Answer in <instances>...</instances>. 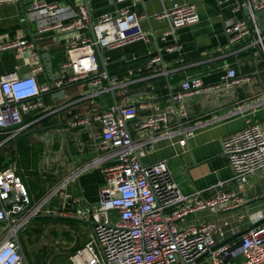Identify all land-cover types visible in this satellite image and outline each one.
Instances as JSON below:
<instances>
[{
    "label": "built area",
    "instance_id": "obj_1",
    "mask_svg": "<svg viewBox=\"0 0 264 264\" xmlns=\"http://www.w3.org/2000/svg\"><path fill=\"white\" fill-rule=\"evenodd\" d=\"M219 1H236L247 10L245 19L225 22L228 44L233 46L256 35L251 44L260 47L264 53L263 38L255 17L256 12H264V0ZM2 2L16 0H0ZM141 2L117 0V3H127V6L114 15H104L95 24L91 23L90 14L83 4L58 6L41 0L32 2V18H41L37 34L57 31L68 35L70 40L65 49V61L59 66L61 75L55 81L43 84L36 79L43 66L34 41L13 39L0 45L3 51L35 49L30 75L0 74V136H4L0 146L26 128L25 118L42 108L39 101L42 95L55 97L64 87L82 79H88L90 86L101 92L107 77L101 70L95 47L98 46L102 54L104 50L113 51L153 39L156 50L150 53L147 64L157 66L163 63L164 51L173 52L179 48L178 45L161 47L159 44L174 37L180 28L199 21L194 4L171 0L169 7H163L154 16L163 24L158 34L153 30L147 33L139 25L140 19L146 17H138L130 10ZM221 69L224 71L221 82L226 88L247 80L241 79L228 62H223ZM112 80L117 81V77L113 76ZM125 85L120 82L118 88ZM210 89L212 87L204 86L201 77H187L180 82L179 91L171 94L170 104L165 109L144 101L112 106L106 112L72 123L73 127L91 122L101 125L98 149L102 156L97 157L93 164L110 162L111 165L102 170L106 185L99 191L98 202L94 206L51 212L49 202L57 193H62L67 180L33 204L15 164L0 171V264H27L18 234L29 220L43 213L94 221L86 243L69 256L71 264H264V212L251 218L252 227L244 232L238 229L235 241L227 240L228 235L236 233L228 220L186 227L185 220L190 215L230 212L242 206L243 199L238 193L225 190L223 181L184 195L165 160L151 165L140 162V158L152 149V143L161 139L178 138L177 144L181 148L186 147L194 130L192 127L184 128L182 124L187 117L185 99ZM118 108L120 116L116 112ZM139 110L150 113L138 123V133L142 138L147 131L155 135L135 141L127 122L135 119ZM171 118L175 119L174 126H170ZM222 148L233 177L244 184L249 175L264 168V127L257 123L249 124L225 137ZM84 171L85 168H81L72 178H78ZM70 197L69 194L64 195L66 200ZM78 202L74 200V203ZM244 218V214H239L236 220L240 222ZM175 222L182 227L178 229ZM237 258L241 261L236 262Z\"/></svg>",
    "mask_w": 264,
    "mask_h": 264
},
{
    "label": "crops",
    "instance_id": "obj_2",
    "mask_svg": "<svg viewBox=\"0 0 264 264\" xmlns=\"http://www.w3.org/2000/svg\"><path fill=\"white\" fill-rule=\"evenodd\" d=\"M33 1L0 3V45L13 39L34 41L40 55L49 54L53 73L61 75L59 66L65 61V49L70 39L57 31L37 34L41 18H32L30 9ZM41 1L58 6L83 4L89 10L92 24L104 15H114L117 10L127 6V3L119 4L117 0ZM179 1L194 4L199 21L180 28L174 37L159 44L161 47L179 46L173 52L162 53V64L152 67L147 64L150 53L156 50L153 39L148 43L137 42L113 51L104 50L102 57L106 69L108 66L114 69L112 74L108 73L111 90L107 79L103 81L101 92L90 86L88 79H82L64 87L60 99L51 94L42 95L39 98L42 108L25 118L26 128L19 134L26 137V141L20 143L13 138L0 146V157L6 162L14 160L17 174L22 177L33 204L65 180L68 183L62 193H57L49 202L51 212L94 206L98 202L99 191L106 185L102 170L111 165L110 162L93 164L97 157L102 156L98 149L101 125L91 122L73 127L74 121L106 112L115 106L113 98L118 106L148 101L165 109L170 104L171 94L179 91L180 82L187 77L197 76L202 78L205 87L212 89L185 99L187 117L182 124L184 128L192 127L194 130L186 147L181 148L177 144L178 138L161 139L152 143V149L140 158V162L151 165L165 160L184 195L205 190L223 181L225 190L234 191L243 199L242 206L230 212H197L190 215L185 220L186 227L228 220L236 233L228 235L227 240L235 241L237 230L244 232L252 227L251 218L264 212V168L249 175L247 182L242 184L233 177L222 148L225 137L247 125L257 123L264 127V53L260 47L251 44L256 35L253 39L246 37L233 46L228 44L225 22L245 19L244 8L236 1ZM170 4L171 0H142L130 10L138 17H146L139 21L142 31L148 33L153 30L158 34L163 24L154 16ZM24 16L28 21L22 26ZM257 26L259 28L258 23ZM259 31L264 46V30L259 28ZM88 33L91 34L90 31ZM34 52L35 49L30 48L21 52L0 50V74L15 72L19 76L30 75L34 66L31 58ZM223 62L230 63L239 77L247 80L230 88L223 86ZM113 76L117 77V81L112 80ZM36 79L40 84L48 81L43 71L36 75ZM120 82L126 85L118 88ZM118 91L121 100L116 94ZM149 113L139 110L136 118L127 122L133 140H145L155 135L147 131L142 138L137 131L138 123ZM174 125L175 119L171 118L170 126ZM81 168H85V171L78 178H72ZM66 194L71 196L70 199L64 198ZM74 200L79 202L74 203ZM239 214L245 215L240 222L236 220ZM91 228L90 224L85 243ZM83 245L70 243L62 248L47 250L70 256Z\"/></svg>",
    "mask_w": 264,
    "mask_h": 264
},
{
    "label": "rangeland",
    "instance_id": "obj_3",
    "mask_svg": "<svg viewBox=\"0 0 264 264\" xmlns=\"http://www.w3.org/2000/svg\"><path fill=\"white\" fill-rule=\"evenodd\" d=\"M119 93V91L116 92L117 95ZM121 97L119 95L120 100ZM15 139L20 143L26 141V137L20 135H17ZM175 225L178 229L182 227L179 222H175ZM89 230L88 221L80 219L36 217L29 220L22 228L18 234V239L27 264H70L68 254H54L52 251L49 252L47 248H62L63 245L70 243L85 244ZM235 261L239 262L241 258H237Z\"/></svg>",
    "mask_w": 264,
    "mask_h": 264
},
{
    "label": "water",
    "instance_id": "obj_4",
    "mask_svg": "<svg viewBox=\"0 0 264 264\" xmlns=\"http://www.w3.org/2000/svg\"><path fill=\"white\" fill-rule=\"evenodd\" d=\"M87 11H88V13H89L88 8H87ZM244 13H245V15H246V13H247L246 8H244ZM255 17H256V21H257V23H258V25H259V28H260L261 30H264V12H263V11L256 12V13H255ZM27 21H28V20H27V17L24 16V17H23L22 26H23V24H24L25 22H27ZM95 49H96V53H97V55H98V59H99L100 65H101L103 71H104L105 74H106L107 81H108V85L111 87L112 85H111V83H110V81H109L108 72H107V69H106V66H105V63H104V60H103L102 54H101V52H100L98 46L95 47ZM40 58H41L42 66H43V73H44V74L46 75V77L48 78V81H49V82H53V81H55V80L58 78V75L53 73L52 62L50 61V56H49V54H48V53H42V54L40 55ZM62 95H63V92H58V93L55 94V97L58 98V99H60V97H61ZM112 95H113V93H112ZM113 101H114L115 106H118L117 103H116L115 98H113ZM116 112H117V114L120 116L119 108L117 109ZM36 217H40V218L56 217V218H57V217H59V216L50 215V214H44V215H39V216H36ZM36 217H35V218H36ZM59 218H62V217H59ZM0 222H1V221H0ZM89 223H90L91 225H93V224H94V221H90Z\"/></svg>",
    "mask_w": 264,
    "mask_h": 264
},
{
    "label": "trees",
    "instance_id": "obj_5",
    "mask_svg": "<svg viewBox=\"0 0 264 264\" xmlns=\"http://www.w3.org/2000/svg\"><path fill=\"white\" fill-rule=\"evenodd\" d=\"M113 67H110L108 66L107 67V71L109 74H112L114 71H113ZM4 138V136H0V141ZM14 162V160H9V161H4L3 158L0 157V171L4 170L5 168H7L10 164H12Z\"/></svg>",
    "mask_w": 264,
    "mask_h": 264
}]
</instances>
